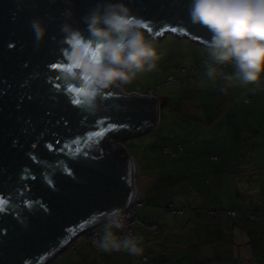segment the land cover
Wrapping results in <instances>:
<instances>
[{"label": "water", "instance_id": "obj_1", "mask_svg": "<svg viewBox=\"0 0 264 264\" xmlns=\"http://www.w3.org/2000/svg\"><path fill=\"white\" fill-rule=\"evenodd\" d=\"M110 4L126 5L155 39H211L191 20L192 0H0V264H43L95 214L134 197V159L119 141L148 131L158 102L119 83L81 107L60 71L63 27L88 38L85 17ZM33 21L46 29L42 40Z\"/></svg>", "mask_w": 264, "mask_h": 264}, {"label": "rangeland", "instance_id": "obj_2", "mask_svg": "<svg viewBox=\"0 0 264 264\" xmlns=\"http://www.w3.org/2000/svg\"><path fill=\"white\" fill-rule=\"evenodd\" d=\"M141 31L144 32L146 39L153 42L160 59L156 61L157 66L153 71L138 73L130 82L120 83V89L125 94L140 93L141 96H146L142 91L146 92L150 87H154L159 115L156 126L151 130L138 136L128 137L122 143L119 141L135 160L137 167L140 191L138 201L140 200L141 203H135L133 211L151 221L170 223L174 220L178 221L181 216H174L165 210L169 204L165 196L168 192L167 194L173 196L176 201L175 207L180 201L185 204L184 206L194 203L191 208H198L201 218L205 216L204 209L207 206L215 208V219L228 218L229 221L231 218L227 212L230 209H237L239 215L244 213L250 215L248 211L242 210L241 201L235 200L233 194L237 188H234L236 183L230 184L232 179L227 177V172L237 169L235 156L241 144L236 143V134L244 133L243 129H249V126L261 115L264 100L260 102L255 100V91L260 88L264 94L263 84L258 87L257 84L241 85L238 81H233L232 86L229 87L222 78L209 79L202 71L195 73L192 80V77H189L193 73L191 68L203 59L202 49L204 54H207V46L195 43L189 38L179 37L173 32H167L162 39H155L145 30ZM222 70L224 74H233L235 68L228 63L222 67ZM168 75H172L178 81L159 89L158 85H163ZM225 86V91H221ZM247 94H251L253 101L244 104L243 99ZM177 96L181 98L175 99ZM175 100L184 102L181 111L173 109L172 104L176 103ZM219 103H222L220 105L223 108L232 109L230 112L233 119L238 117L237 121L239 118L244 120L243 131L237 128L235 122L233 128L227 129L224 135L217 132L218 126L214 125V119L217 109L215 105ZM190 104H196L197 113L200 115L197 116L195 109L186 106ZM219 116H222L221 120H229L231 117L229 112ZM251 140L256 141L255 147L258 148L254 153L258 152L264 156L262 153L264 131L245 138L247 142ZM178 142L185 147V153L178 154L176 148ZM164 147H171L173 149H170L171 151L177 152V158H173L170 151L164 152ZM211 154L219 155L220 159L209 161L207 156ZM260 159L263 160L264 157ZM233 177L235 178L236 174ZM160 189L164 192H159ZM151 191L158 194L152 197ZM191 212L193 211L187 209L185 216ZM260 215L257 218L263 219L264 216ZM145 231L141 227L134 228L135 235L141 236L146 233ZM142 237L145 249L144 235ZM78 238V241L83 239L82 236ZM80 250H84L86 254H91L93 251L87 243ZM77 257V253H61L54 264H67ZM147 264H155V262L152 260ZM215 264L225 263H219L217 260Z\"/></svg>", "mask_w": 264, "mask_h": 264}, {"label": "clouds", "instance_id": "obj_3", "mask_svg": "<svg viewBox=\"0 0 264 264\" xmlns=\"http://www.w3.org/2000/svg\"><path fill=\"white\" fill-rule=\"evenodd\" d=\"M191 20L211 33L207 42L206 76H218L232 86L256 84L264 75V0H192ZM89 37L65 25L64 50L67 63L61 76L69 88L80 84L86 91L88 106H95L106 89L130 82L141 72H151L160 59L153 42L141 31L142 22L124 4H110L85 17ZM37 40L46 34L39 21H33ZM231 63L233 74L220 69ZM225 91V88H221ZM126 215L122 208L95 214L94 223H102L96 245L104 252L123 251L132 256L143 255V237L121 234Z\"/></svg>", "mask_w": 264, "mask_h": 264}, {"label": "trees", "instance_id": "obj_4", "mask_svg": "<svg viewBox=\"0 0 264 264\" xmlns=\"http://www.w3.org/2000/svg\"><path fill=\"white\" fill-rule=\"evenodd\" d=\"M201 53L202 54L204 53L203 49L201 50ZM197 64H198V68L195 67ZM205 66L206 65L203 64V59H200L194 66H192L191 70L193 71V73L190 74L189 77H192V80H193L195 73H198L200 71H202L203 73H206ZM220 71L223 72L222 68L220 69ZM170 76L172 75L166 76V78L163 81V85L161 84L158 85L159 89L162 86H168L174 83V82H171L168 84H164L167 77H170ZM177 81L178 79H176L175 82ZM150 88H154V87H150ZM154 90H155V93H154L153 98H155V100L157 101L155 97L156 89L154 88ZM180 98L181 96H177V98L175 99L179 100ZM248 98L250 99L249 102L246 101ZM252 101L253 99H252L251 94H247V96H245L243 99L244 104H249ZM220 104L222 103L215 105L217 106V109H216L217 111H218V107L220 106ZM172 105H173L174 110L181 111L183 108L184 102L182 101L176 102ZM186 106L188 107L190 106V109H195L197 116L200 115L197 113L198 107L196 106V104H190ZM156 110H157V107L155 106V121L153 125L156 123V119H157ZM224 110L225 112L230 113L231 122L233 123L237 122L236 123L237 128H240L239 130H242V128H244L242 127V124H241L242 119L239 118L238 121H237L238 117L233 119V115L230 112L232 110L231 108L230 109L225 108ZM206 127L207 126L204 125V128ZM243 130L242 131L244 133L238 132V134H236V137H237L236 139L241 144V146L236 150L237 156H235V160H236L235 165L237 166V169L236 171L230 170L229 173L231 176L227 172L228 174L227 177L232 179L230 181V184L236 183V186L234 184V188L236 187L237 188L235 189L234 194H233L235 200L241 201V206L243 207L242 210L248 211L250 215L246 213H244V215L243 214L239 215L237 212V209H230L227 212V214L231 218L229 221H228V218L227 219L222 218V219H217V220L213 218L214 220H216L215 221L216 223L214 222V220H213V223L212 222L211 223L210 222L201 223L200 231L203 230L204 233L209 231L211 233L212 239L207 240L208 238L207 236L205 237L202 236L203 239L200 241L199 251L201 254L203 253V256H205V259H208L206 256V252L208 250H214L213 254L215 255L210 256V261L218 260V261H221L223 263H228V264L229 263L230 264H258V262H260L259 260L262 258L263 261L260 264H264V257L260 256L261 254L264 255V217L263 219L257 218L259 214H261L260 216L262 215L264 216V161L259 158L258 152L256 154L254 153L257 150V147H255L256 141L254 140H251L249 142L245 141V138L248 135L249 137H251V135H257L258 134L257 131L259 129H257L256 127H251L250 125L249 129L244 128ZM165 148H168L170 150L169 147H164L163 150ZM177 150H178V154L185 153L186 151L182 143H178ZM262 150H263L262 153H264V148ZM164 152H168V151L164 150ZM170 153L172 154L173 157H176L178 155L177 152H174L171 150H170ZM212 156H217V159H212L211 158ZM207 159L209 161L214 162V161H218L220 159V156L217 154H211L207 156ZM234 174H236L237 178L233 177ZM170 204L172 203L169 202L167 206L168 209L170 207ZM205 209H206V213H205V216L202 218L206 220H209L207 216L216 214L215 208L212 209V208L207 207ZM209 211H212V213L209 214ZM231 212H234V214L232 215ZM198 216H199L198 218L201 219V215L198 214ZM142 220L146 221L145 219H142ZM146 222L149 224H153L148 221ZM156 233L155 235H157ZM82 238L84 239V237ZM157 238L158 237H155V239ZM159 238L160 240H155L156 244L165 243L161 237ZM152 239L153 238L149 239L148 240L149 242L147 241L149 243V246L152 245V242L154 241ZM161 240H162V243H160ZM76 252L77 251H75V253Z\"/></svg>", "mask_w": 264, "mask_h": 264}, {"label": "crops", "instance_id": "obj_5", "mask_svg": "<svg viewBox=\"0 0 264 264\" xmlns=\"http://www.w3.org/2000/svg\"><path fill=\"white\" fill-rule=\"evenodd\" d=\"M261 83L264 86V75H262L261 79L256 82L258 87ZM224 88H226V86ZM255 100H257L258 102H260L261 100H264V94L262 93V90L260 88H258V90L255 91ZM224 109L225 108H223L220 105L218 107V111L215 110L216 116L214 119V125L218 126L217 132L219 134H222V135H224V133L226 132L227 129L231 130V128L233 127V122H231L230 119L229 120H221L222 116H219V115L222 113H226ZM212 119H213V117H212ZM243 122H244V120L242 119L241 124H243ZM155 126H156V123L149 130H151ZM225 127H227V128H225ZM251 127H256L257 129H259L257 131L258 134L263 133V131H264V106H263V109L261 111V115L259 116L257 121H255L254 123L251 124ZM228 133L230 134V132H228ZM236 138H235L236 143H238ZM178 143H180V142H178ZM178 143H177V145H178ZM169 148L172 149L171 147H169ZM176 148H177V146H176ZM257 150H258V148H257ZM260 154L261 153H259V158L264 157V156H261L262 154L261 155ZM173 158H177V157H173ZM263 161H264V159H263ZM134 169H135V177L137 178L136 183H137V187H138V196L140 199V191H139V183H138L139 178L137 176V167H136L135 160H134ZM158 191L164 192V191H162V189H160ZM167 193L165 195L166 200L171 202L173 204V206L175 207L176 201L174 200L173 196H171L170 194H167ZM157 194H158L157 192L151 191L150 195L153 197ZM161 194L163 195L164 193H161ZM195 198H197V197H195ZM139 202H140V200H139ZM193 204L194 203H188V205L184 206L185 204H183L180 201V203L177 204V206L175 208L183 209V214L179 215V214H175V213L171 212L172 214H174V216H176V215L181 216L178 221L174 220L173 223L158 222L156 220L151 221L149 218L142 217L133 211L137 216H140L142 219H145L146 221L157 225L158 231H159L156 233L157 235H155V233H151L147 229L141 227L144 230H146L145 231L146 233L141 234V236L144 235V239H145V241H144L145 242V251H144L143 255H141V256H132V255L125 253L123 251H120V252H104L103 250L98 251V250L94 249V247L92 246L89 239L84 238L81 241H79V245L76 249V251H77L76 253L78 254L77 259L73 260L71 262H68L67 264H147L148 262H150L152 260L155 262V264H172V263L173 264H207V263L208 264H210V263L215 264V262H216L215 260L210 261V256L215 255V254H213L214 250H208L206 252V256L209 259L208 260V259H205V256H203V253L202 254L200 253L199 245H200V241L205 236L208 237L207 240L212 239L211 233L209 231H207L206 233H204L203 230L200 231V224L201 223H207V222L213 223V220H214L213 218L216 217V214L207 216L209 218V220H206L204 218L199 219L198 214H200V210L198 208H191L192 207L191 205H193ZM207 207L212 208L210 206H207ZM186 208L188 209V211H193V212L189 213L188 216H185V212L187 210ZM133 210H134V208H133ZM165 210H166V212L167 211L169 212L167 207L165 208ZM204 212L206 213V209ZM216 220H214V222ZM133 232H134V230H133ZM134 235H135V233H134ZM155 237H158V238L155 239ZM159 237H161L165 243H162V240H161L160 243H162V244H159V243L156 244L155 240H160ZM151 238H153L152 240H154V241L152 242V245H150L148 247L147 246V244L149 242L148 240ZM85 243H87L92 248L93 251L91 254H86V253H84V250H80V248H82ZM164 244H165V246H164ZM73 253H75V252H73ZM260 256L264 257V255H262V254ZM143 257H145L146 259L143 260ZM259 261L260 262H258V264H260L263 261V259L261 258ZM219 263H221V261H219ZM225 264H228V263H225Z\"/></svg>", "mask_w": 264, "mask_h": 264}, {"label": "built area", "instance_id": "obj_6", "mask_svg": "<svg viewBox=\"0 0 264 264\" xmlns=\"http://www.w3.org/2000/svg\"><path fill=\"white\" fill-rule=\"evenodd\" d=\"M203 56V64L206 65V61L208 59L207 55H205L204 53L202 54ZM196 68H198V64L195 66ZM206 67V66H205ZM176 79L172 76L167 77V79L165 80L164 84H168L171 82H175ZM142 93H146V96H154L155 90L154 88H150L148 89L146 92ZM143 95V94H142ZM247 102L250 101V99L248 98L246 100ZM165 151H170L168 148L164 149ZM212 159H217V156H212ZM139 196H138V187H137V183L135 185V191H134V197L131 200V205H129L126 209H124V213L127 217L126 222H125V228L121 231V234H125V233H130L134 235L133 229L135 227H143L149 231H151L152 233H156L158 231V227L155 224H149L146 221L142 220L140 217H138L134 212H133V205L135 203L139 204ZM170 212L175 213V214H179L182 215L183 214V209H177L175 208L172 204H170V207L168 209ZM212 211H209V214H211ZM231 214L233 215L234 212H231ZM102 223H96L94 225H92L90 228L84 230L83 232H81L76 238H74L73 240H71L70 242H68L66 245H64L60 250H58L57 252H55L46 262H44L43 264H53L54 261L57 259V257L61 254V253H66V252H75L78 245H79V241H78V237L82 236L84 238H87L90 240L92 246L94 247L95 250H101L97 247L96 245V241L99 239L101 231H102ZM146 258L143 257V260H145Z\"/></svg>", "mask_w": 264, "mask_h": 264}, {"label": "snow or ice", "instance_id": "obj_7", "mask_svg": "<svg viewBox=\"0 0 264 264\" xmlns=\"http://www.w3.org/2000/svg\"><path fill=\"white\" fill-rule=\"evenodd\" d=\"M175 31L176 29H172ZM67 61H65V64ZM52 67H60L59 65L53 64ZM66 91L71 96V103L81 105L83 107L84 105H88V101L86 99V91L84 88H81L79 85L74 86L72 88L66 87ZM108 127H111L110 125ZM82 227V225H81Z\"/></svg>", "mask_w": 264, "mask_h": 264}, {"label": "bare ground", "instance_id": "obj_8", "mask_svg": "<svg viewBox=\"0 0 264 264\" xmlns=\"http://www.w3.org/2000/svg\"><path fill=\"white\" fill-rule=\"evenodd\" d=\"M139 95H140V93H138ZM134 167V166H133ZM134 171H135V169H134ZM134 176H135V172H134ZM136 182H137V178H136V180H135V184H136Z\"/></svg>", "mask_w": 264, "mask_h": 264}]
</instances>
